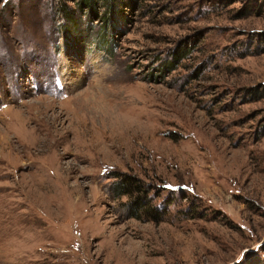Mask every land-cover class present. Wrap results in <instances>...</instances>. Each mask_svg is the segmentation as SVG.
<instances>
[{
  "label": "rangeland",
  "instance_id": "rangeland-1",
  "mask_svg": "<svg viewBox=\"0 0 264 264\" xmlns=\"http://www.w3.org/2000/svg\"><path fill=\"white\" fill-rule=\"evenodd\" d=\"M76 1L0 0V264H264V0Z\"/></svg>",
  "mask_w": 264,
  "mask_h": 264
},
{
  "label": "trees",
  "instance_id": "trees-1",
  "mask_svg": "<svg viewBox=\"0 0 264 264\" xmlns=\"http://www.w3.org/2000/svg\"><path fill=\"white\" fill-rule=\"evenodd\" d=\"M72 1H75V0H72ZM91 1L92 0H77L76 3H77L78 6H81V5L85 6L88 9V12L90 13L91 12V8H92L91 6H93V3L91 4ZM63 14H64L66 20H68L69 22L72 21L73 17H72V14L70 12L63 10ZM107 18L108 19H105V22L110 24L112 16L110 17V15H109V17H107ZM130 184H132V181H130V180H127V179L121 180L119 182V186L117 184V191H116L117 194L118 195H127V194H129L131 190L127 189V186L130 185ZM118 187H120V188L118 189ZM128 205H130L131 209L133 210V214L132 215L137 216V215H139V213H142L141 210L143 209V206H142L143 205V200L138 194L136 195V197L134 199L129 201ZM146 211H147V213H149L148 215L150 217L154 218V219H159L161 217V215H162L161 214L162 212L158 211L155 208H151L150 210H146Z\"/></svg>",
  "mask_w": 264,
  "mask_h": 264
}]
</instances>
